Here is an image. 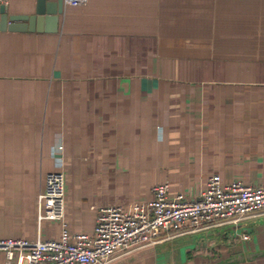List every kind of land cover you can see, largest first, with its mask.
<instances>
[{"label":"crops","instance_id":"obj_1","mask_svg":"<svg viewBox=\"0 0 264 264\" xmlns=\"http://www.w3.org/2000/svg\"><path fill=\"white\" fill-rule=\"evenodd\" d=\"M54 171L65 216L39 223ZM216 173L264 187V0H87L55 33L0 31V238L92 233L98 207L197 199ZM144 248L132 264H264V214Z\"/></svg>","mask_w":264,"mask_h":264},{"label":"built area","instance_id":"obj_2","mask_svg":"<svg viewBox=\"0 0 264 264\" xmlns=\"http://www.w3.org/2000/svg\"><path fill=\"white\" fill-rule=\"evenodd\" d=\"M6 0H0V4ZM87 0H64L83 5ZM153 198L125 209L97 208L92 233L71 232L65 225L58 238H0V264H110L137 249L159 243L162 233L195 232L225 223H239L264 214V187L242 180L224 182L219 174L206 180L197 199L173 193L168 182L152 189ZM38 221H62L65 216V177L49 173L37 199ZM243 240L250 236L244 234Z\"/></svg>","mask_w":264,"mask_h":264},{"label":"water","instance_id":"obj_3","mask_svg":"<svg viewBox=\"0 0 264 264\" xmlns=\"http://www.w3.org/2000/svg\"><path fill=\"white\" fill-rule=\"evenodd\" d=\"M64 0H36L32 15H10L6 4L0 5V31H37L55 33L58 31ZM262 256L264 252L255 254Z\"/></svg>","mask_w":264,"mask_h":264},{"label":"trees","instance_id":"obj_4","mask_svg":"<svg viewBox=\"0 0 264 264\" xmlns=\"http://www.w3.org/2000/svg\"><path fill=\"white\" fill-rule=\"evenodd\" d=\"M146 251H148V248L137 249L128 255L122 256V257L112 261L110 264H132L136 260L142 259L143 257H141V256L148 255V253Z\"/></svg>","mask_w":264,"mask_h":264},{"label":"rangeland","instance_id":"obj_5","mask_svg":"<svg viewBox=\"0 0 264 264\" xmlns=\"http://www.w3.org/2000/svg\"><path fill=\"white\" fill-rule=\"evenodd\" d=\"M3 235L0 233V237H2Z\"/></svg>","mask_w":264,"mask_h":264}]
</instances>
